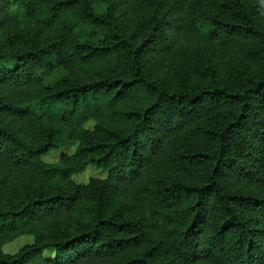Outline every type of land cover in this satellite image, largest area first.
Here are the masks:
<instances>
[{"label":"trees","instance_id":"1","mask_svg":"<svg viewBox=\"0 0 264 264\" xmlns=\"http://www.w3.org/2000/svg\"><path fill=\"white\" fill-rule=\"evenodd\" d=\"M103 1L0 0V264H264V0Z\"/></svg>","mask_w":264,"mask_h":264},{"label":"rangeland","instance_id":"2","mask_svg":"<svg viewBox=\"0 0 264 264\" xmlns=\"http://www.w3.org/2000/svg\"><path fill=\"white\" fill-rule=\"evenodd\" d=\"M95 6L98 9L103 8L105 7V3L103 0H96ZM261 20L264 24V16H261ZM4 64L8 65L9 63H4ZM63 74H64V70L60 66H58L52 70L40 72V79L44 85H49L53 83L55 80H57L58 78H60ZM65 150L70 151L71 149L66 148ZM57 152H59V150L56 151L55 149H51L42 156V159L46 162H52L56 160ZM104 175L105 174L103 171L93 169V168H86L82 172L72 175L71 179L74 182L83 183V182H87L89 178H103ZM27 241H29V237L25 235L15 237L11 242L3 245V250L8 251V252H13L16 250V248L19 245Z\"/></svg>","mask_w":264,"mask_h":264}]
</instances>
